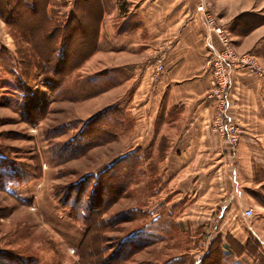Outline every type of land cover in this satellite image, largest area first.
Listing matches in <instances>:
<instances>
[{"label": "rangeland", "instance_id": "374dc122", "mask_svg": "<svg viewBox=\"0 0 264 264\" xmlns=\"http://www.w3.org/2000/svg\"><path fill=\"white\" fill-rule=\"evenodd\" d=\"M80 1L30 0L33 9L26 10L15 0L17 23L13 29L0 23V264H264V38L258 47L239 48L241 38L264 26V0H254L260 7L227 24L206 3L196 9L207 37L218 44L205 56L204 99L212 107L206 130L230 157L221 180L197 179L195 168L171 179L159 162L163 153L150 146L158 139L134 128L130 111L120 105V88L111 94L114 101H106L100 85L105 71L74 72L85 57L75 55L69 42L59 46L54 34L71 26V15L84 21ZM97 1L104 9L97 42L111 49L109 65L118 69L110 72L108 86L118 85L120 17L129 6ZM91 43L84 38L78 48ZM56 47L64 51L55 62ZM167 50L151 56L152 82L164 73ZM158 58L163 68L156 74ZM214 63L227 77L223 123L234 128L235 146L212 131L215 108L206 96ZM96 179H113L101 200L114 187L121 195L101 225L91 228L71 219L67 209L79 195L82 209L98 198Z\"/></svg>", "mask_w": 264, "mask_h": 264}, {"label": "crops", "instance_id": "0c3cea01", "mask_svg": "<svg viewBox=\"0 0 264 264\" xmlns=\"http://www.w3.org/2000/svg\"><path fill=\"white\" fill-rule=\"evenodd\" d=\"M14 1L0 0V23L4 22L10 29H13L10 14ZM125 1L129 10L120 17V84L108 86L110 72L114 75L118 69L109 65V60L114 58L110 57L111 49L103 48L97 42L100 31L98 25L101 24L104 10L97 0L80 1L85 12L84 21H81V16L71 15L72 18L68 17L71 26L62 32L69 34L74 54L85 57L74 72L105 71L101 75L103 82L100 85L106 88L103 90V96H107L106 101H114L116 94H111L120 88V105L130 111L136 123L134 128L137 125L146 135L158 139L156 144L153 141L150 146L153 145L157 152L163 153L159 162L164 164L168 172L170 170L171 179L180 176L182 169L195 168L194 176H199L197 179L221 180L225 172L224 162L230 157L220 151L222 146L218 137L206 130L212 107L204 99V93L209 87L208 75L204 71L205 56L218 44L214 36L207 37L203 17L196 9L199 3H206L207 8L227 24L235 16L253 11L259 2L255 7L254 0ZM93 11L96 15H93ZM90 23L97 25L96 28L93 29ZM92 32H95V37ZM60 36L61 32L58 40ZM84 38H89L92 43L88 47L78 48ZM262 38L264 26L241 38L239 48L249 50L258 47ZM168 42L169 47L166 45ZM162 48L168 49L165 70L157 82H152L148 64L151 56ZM89 55L92 56L87 58ZM97 60L102 62L98 69L95 67ZM142 135L143 132L140 133ZM219 152H222L223 157H218ZM240 153L235 152L234 160L238 159ZM189 174L191 176L193 173ZM259 183L262 180L256 182ZM216 185L222 190L221 182ZM241 198L248 200L244 195Z\"/></svg>", "mask_w": 264, "mask_h": 264}, {"label": "trees", "instance_id": "16d2710c", "mask_svg": "<svg viewBox=\"0 0 264 264\" xmlns=\"http://www.w3.org/2000/svg\"><path fill=\"white\" fill-rule=\"evenodd\" d=\"M120 1H124V0H120ZM22 2H23V4L21 2L18 4L23 6V8H26V10L33 9V8H30V7H32L30 5V0H22ZM18 4L16 6L19 7L20 5H18ZM19 8L23 9L22 7H19ZM2 10H3V8H2ZM14 12L10 14V19L12 20V23H14V22L17 23L18 16H16V14H14ZM12 17H13V19H12ZM16 23H14V24H16ZM66 27H67V29H69L70 26L68 27V25H64V27L58 28L57 32L62 33L66 29ZM51 32H54V28L52 29ZM57 32H55L56 35L54 34V39H56L57 36H59V34H57ZM61 41L69 42L70 41L69 34L67 33V35H65V37H62L61 39H59V41H58V43L60 42L59 46L61 45ZM58 48L54 51L55 62L57 61V59L59 60V58L62 56L63 51H64V49H61V48L58 49ZM65 48H66V45H65ZM58 54L59 55L61 54V55L59 56ZM56 66H58V64ZM119 161H120V159L117 160L116 162H119ZM112 180L113 179H107L106 181L103 182V179H96L95 184L99 187L98 198L94 200L95 202L94 201L93 202H91V201L86 202V204H85L86 208H84V209L81 208V204L83 203V200L81 199V195H79L78 198L76 197L73 200V202L71 203L72 207L67 209L70 218L73 219L74 221L80 222L81 224H87V226H90L91 228H93V226H95V227L100 226L101 222H103L102 216L106 213L105 210H107L111 206V204H113L116 201V199L119 198L121 195L120 192H118L119 189L117 187H114V189H116V191H114L115 195L113 194L112 187H110V189H112V191H108V194H106L107 197H105L104 200L100 199V197L102 198L103 191L107 190L105 185L108 184V182L112 181ZM1 188L2 189L5 188L4 183H1ZM116 192H118V193H116ZM113 196H116V198L114 199ZM70 199H71V197H70ZM90 231H91V229H90ZM133 236H136V238L138 237L137 234H134ZM139 237H140V235H139ZM168 264H172V262H170Z\"/></svg>", "mask_w": 264, "mask_h": 264}, {"label": "built area", "instance_id": "2783aa9c", "mask_svg": "<svg viewBox=\"0 0 264 264\" xmlns=\"http://www.w3.org/2000/svg\"><path fill=\"white\" fill-rule=\"evenodd\" d=\"M209 25H212V20L207 21ZM213 27V25L211 26ZM215 34L219 36L220 41L226 46V41L221 35L219 29H214ZM163 68L162 59L158 58L155 64L156 74L161 72ZM214 71L212 74L211 88L206 96V98L214 105L215 113L213 117L212 131L219 134L221 137H225L228 140V144L235 146L238 142L237 135L232 126H225L223 123L225 112L227 110V101L225 100L226 90H227V77L224 73V69L217 67V63L213 65Z\"/></svg>", "mask_w": 264, "mask_h": 264}]
</instances>
